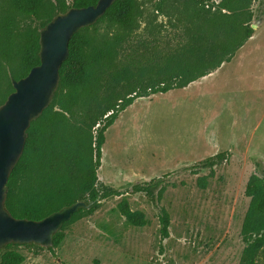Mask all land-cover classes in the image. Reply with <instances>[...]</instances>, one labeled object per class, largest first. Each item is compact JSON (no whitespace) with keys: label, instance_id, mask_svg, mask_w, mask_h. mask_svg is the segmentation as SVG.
Returning a JSON list of instances; mask_svg holds the SVG:
<instances>
[{"label":"trees","instance_id":"16d2710c","mask_svg":"<svg viewBox=\"0 0 264 264\" xmlns=\"http://www.w3.org/2000/svg\"><path fill=\"white\" fill-rule=\"evenodd\" d=\"M97 1L0 0V105L13 91L11 79L19 80L39 65V31L56 15ZM167 1H158L155 11L162 13ZM208 1L171 3L170 12H165L172 19L170 28L160 24V30L151 31L148 26L139 29L143 11L138 0H116L94 24L71 37L51 102L31 121L23 152L6 184L5 206L12 216L40 220L78 200L88 202L92 211L99 201L118 195L98 184L96 176L105 131L118 115L137 99L184 89L211 74L230 62L253 32L249 22L255 0H220L215 8ZM34 22L37 28L32 27ZM75 116L83 120L79 126L70 122ZM222 159L220 153L188 169L194 174L212 171ZM262 170L261 175L252 174L245 186L249 204L241 226L245 247L240 264H264ZM198 184L204 187V179L199 178ZM159 186L161 196V179L134 189L153 199ZM120 208L133 225L145 223L142 214L131 212L126 203ZM159 222L165 238L169 218L163 208ZM61 241L58 232L53 246ZM14 246L0 251V264L24 262V256L11 249Z\"/></svg>","mask_w":264,"mask_h":264},{"label":"rangeland","instance_id":"374dc122","mask_svg":"<svg viewBox=\"0 0 264 264\" xmlns=\"http://www.w3.org/2000/svg\"><path fill=\"white\" fill-rule=\"evenodd\" d=\"M158 1L138 0L140 30L170 28L165 12L180 2L167 1L160 13ZM208 2L215 8L220 0ZM251 14L253 32L230 62L184 89L137 99L118 115L105 131L96 171L98 184L118 195L92 211L83 201L88 207L62 226L57 246L13 244L25 258L22 264H240L245 186L264 169V0H255ZM70 122L79 126L83 120L75 116ZM220 153L224 159L212 171L188 169ZM155 179L162 180L161 196L160 186L153 199L135 191ZM122 203L145 223H130ZM160 208L169 218L165 238Z\"/></svg>","mask_w":264,"mask_h":264},{"label":"water","instance_id":"95a60500","mask_svg":"<svg viewBox=\"0 0 264 264\" xmlns=\"http://www.w3.org/2000/svg\"><path fill=\"white\" fill-rule=\"evenodd\" d=\"M116 0H98L95 5L70 8L56 15L39 32V65L19 79H11L13 91L0 105V250L9 244L53 245V237L80 209L77 201L40 220L16 218L5 206L6 184L25 145L26 131L51 102L58 86L59 69L68 57L71 37L91 26Z\"/></svg>","mask_w":264,"mask_h":264}]
</instances>
